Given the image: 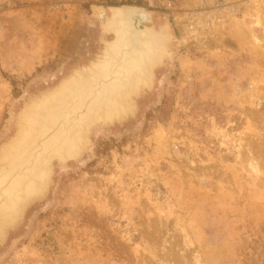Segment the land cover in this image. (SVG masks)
I'll return each instance as SVG.
<instances>
[{"label": "rangeland", "instance_id": "374dc122", "mask_svg": "<svg viewBox=\"0 0 264 264\" xmlns=\"http://www.w3.org/2000/svg\"><path fill=\"white\" fill-rule=\"evenodd\" d=\"M115 6L166 24L163 66L135 116L55 164L0 264H264V0H0V147L111 38Z\"/></svg>", "mask_w": 264, "mask_h": 264}, {"label": "water", "instance_id": "95a60500", "mask_svg": "<svg viewBox=\"0 0 264 264\" xmlns=\"http://www.w3.org/2000/svg\"><path fill=\"white\" fill-rule=\"evenodd\" d=\"M138 10L147 14L146 19L144 16L136 14ZM115 11H117V13H119L120 11H124V18H127L124 20H129L130 22L128 23L131 25V34L133 35L131 44L128 41L129 44L125 45V48L123 49V52L129 53V56L126 57H124L125 53L122 56L120 55V53L113 52L112 49L114 43L118 39V29L120 28L119 25L110 26V24L108 23L110 20H119L118 17L114 15ZM130 13L131 15H129ZM153 14L154 13L152 10L137 6L111 7L110 13H108L106 10H100L97 13V20L99 22L101 34L104 36H110L111 38L104 39L103 37H101V48L87 63L75 67L66 77L61 80V82L56 87L33 98L28 104L24 106V108L20 112L18 118L19 128L21 127L20 123H24V125L26 124V119L25 122H21V114L28 111L26 113L27 117V114L30 113L32 106L35 104L34 102L56 91L64 82H67L74 77H83L86 76V74H90L92 71H95V73H97L100 62L105 58H108L109 55L118 57H116L115 62L112 65V71L107 77L99 76L95 78L93 92H81L77 104L73 100L69 101L67 105V109L69 110V112L64 116L59 117L58 120L54 124H52L45 133L41 134L40 137L35 141V143H32V145L28 149L29 154L28 160L24 166L25 169L31 168L35 163L37 165L39 163V165L41 164L39 177H46L45 186H42L39 191L33 193V196L30 197L32 199L29 204L35 199L44 197L46 195L56 163L64 164L75 161L81 157L83 152H85V150L87 149L89 136L94 128L100 125H109L114 124L115 122H122L130 116H135V112L137 110L135 99L136 97L140 96L141 93H146V90H150L153 87L156 69L160 65H162L165 55L167 54L171 44V40H168L166 53L162 57L161 54H159L156 61L154 62L152 66L151 80L148 76L145 77L144 80H141L142 84L140 85V89L137 92L132 93L130 100V102H132V105L131 103L129 104V102L125 103V96L129 95L131 92H118V89L129 90L128 87L131 84V82L127 80L128 76H126L127 73L125 72V70L127 71L132 69V72L135 71L133 74L140 73L139 71L144 70L147 66L148 55L152 54L148 52L154 51V49L157 50V35L160 33L162 34L166 31L165 27L156 26L154 24ZM145 31L148 32H146L147 34H145L147 35V37L149 35L152 36L151 40L153 42L151 49H148L147 47L141 45V40L144 39L143 34L145 33ZM132 52H134L135 55L131 54ZM124 61L126 62L123 63ZM116 71H119V73L115 74ZM107 84H113V86L119 88L115 91L103 92V86ZM74 98H77V95H75ZM31 104L32 106L29 107L30 109L26 110V108ZM73 104H75L76 106L72 107ZM34 113L35 112H32V116L29 115V117L31 116V119H34ZM82 131L85 137L84 142L80 143L77 137V140L75 139V145L72 144L74 149L73 151H70L72 145H68L67 143L63 142L64 136L62 133H76L78 136V133ZM16 135L17 133L13 136L12 139H14ZM51 137L53 142L47 143V140H49ZM12 139H10L8 143H10ZM36 186L38 187L37 184ZM29 204L25 206L22 212V216ZM20 218L16 219L10 227L16 225L19 222Z\"/></svg>", "mask_w": 264, "mask_h": 264}, {"label": "bare ground", "instance_id": "6f19581e", "mask_svg": "<svg viewBox=\"0 0 264 264\" xmlns=\"http://www.w3.org/2000/svg\"><path fill=\"white\" fill-rule=\"evenodd\" d=\"M123 14L124 11H120L119 13L115 11L114 15L117 16L119 20H110L108 22L110 26L119 25L120 27L118 29V39L114 43L112 49L113 52L120 53V55L122 56L125 53L123 52V49L125 48L124 46L128 45L129 42L131 44L133 36L131 34V25L128 23L130 21L124 20L127 18H124ZM136 14L144 16L146 19L147 14H145L144 12L138 10ZM129 15H131V13ZM165 26L163 25V27ZM146 32L147 31H145V33L143 34L144 39L142 37L143 40H141V45L147 47L148 49H151L153 42L151 40L152 36L149 35L147 37V35L145 34H147L148 32ZM168 32L171 31H168L167 29V31H165L164 33H160L157 35V50L154 49V51L148 52L152 54L148 55L147 66L144 70L139 71L140 73L136 74H133L135 71L132 72V69L127 71L125 70V72L127 73L126 76H128L127 80L131 82L128 87L129 90H120L118 89L119 87L117 88L116 86H113V84H107L103 86V92H111L117 89L118 92H131L129 95L125 96V103L129 102V104L131 103L132 105V102H130L132 93L137 92L140 89V85L142 84L141 80H144L145 77L148 76L151 80L152 66L154 62L156 61L159 54H161L162 57L167 51V41L171 38V33ZM131 54L135 55L134 52H132ZM126 56H129L128 52L125 53L124 57ZM116 57L117 56L114 57L109 55L108 58H105L100 62L97 73H95V71H92L90 74H86V76L78 78L74 77L73 79L64 82L56 91L34 102L35 104L33 103V106L32 104L28 106L26 110L30 109L29 107L31 106L32 108L30 113L27 114V117L26 113L28 111L21 114V122H25L26 119V124L24 125V123H20L21 127L19 128L18 125L16 137L12 139L10 143L7 142L6 144H4V146L2 145L0 147V233L4 234V232L13 224V222H15L16 219H19L22 216V212L25 206L31 201L32 198L30 197L33 196V193L39 191L42 186H45L46 177H39L41 164L39 165L38 163L37 165L35 163L31 168L28 169H25L24 167L25 163L28 160V149L30 148L32 143H35V141L40 137L41 134L45 133L47 129L58 120L59 117L64 116L69 112V110L67 109L69 101L73 100L77 104L81 92H93L95 78L99 76L107 77L112 71V65L114 64ZM125 62L126 61H124L123 63ZM118 73L119 71L115 72V74ZM75 95H77V98H74ZM75 106V104L72 105V107ZM32 112H35L34 119H31ZM29 115L31 116L29 117ZM62 134L64 136L63 142L67 143L68 145H75V139L77 140V137L80 143H83L85 139L83 131L78 133V136L76 133ZM48 142H53L52 137L47 140V143ZM73 145L70 151H73ZM36 184L38 185V187L36 186Z\"/></svg>", "mask_w": 264, "mask_h": 264}]
</instances>
